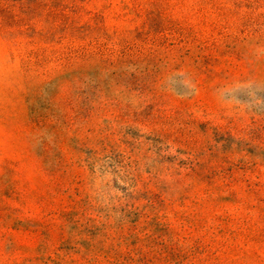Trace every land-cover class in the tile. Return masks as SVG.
Returning a JSON list of instances; mask_svg holds the SVG:
<instances>
[{"label":"rangeland","instance_id":"rangeland-1","mask_svg":"<svg viewBox=\"0 0 264 264\" xmlns=\"http://www.w3.org/2000/svg\"><path fill=\"white\" fill-rule=\"evenodd\" d=\"M0 264H264V0H0Z\"/></svg>","mask_w":264,"mask_h":264}]
</instances>
